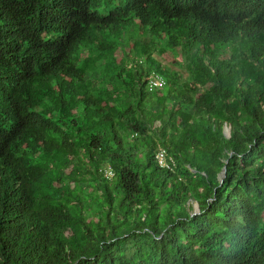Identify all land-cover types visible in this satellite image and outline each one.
Returning a JSON list of instances; mask_svg holds the SVG:
<instances>
[{
	"label": "trees",
	"instance_id": "16d2710c",
	"mask_svg": "<svg viewBox=\"0 0 264 264\" xmlns=\"http://www.w3.org/2000/svg\"><path fill=\"white\" fill-rule=\"evenodd\" d=\"M0 75V264H264V0H0Z\"/></svg>",
	"mask_w": 264,
	"mask_h": 264
},
{
	"label": "clouds",
	"instance_id": "9594fccd",
	"mask_svg": "<svg viewBox=\"0 0 264 264\" xmlns=\"http://www.w3.org/2000/svg\"><path fill=\"white\" fill-rule=\"evenodd\" d=\"M126 4L129 10L135 14V10L138 8V0H126ZM98 11L101 14L99 9ZM112 12L114 13L113 10L111 12H107V16H108L107 18L110 22L111 21L114 22V18L110 14ZM186 15L189 18L195 17L194 13H186ZM129 19H132L133 21L135 19V16L132 15L129 17ZM54 25H61V21H58ZM203 37L206 40L211 41L212 42L211 45L220 46L223 49V51L227 53V55H228V50L230 47L231 48L240 47L239 43L235 42L232 39L224 41L222 34L220 33L211 32V31H203ZM40 41L43 47V52L41 54L43 68H44L45 74L49 82L52 85H55V83L69 84V83L76 82L78 80V75L75 73V69L73 68V66L71 65L69 61L68 46L66 44L59 43L53 40L51 36L49 35V28L41 32ZM118 52H119V49H117V51L115 52V57L117 56ZM164 86H165V78L159 73H152L147 78L146 87H147L148 92H153L157 89L163 88ZM47 102L48 101L46 99L33 101L31 102L32 104L28 108H26L24 111L17 114L18 122L15 125L16 127L15 130L17 132L23 133L22 136L25 137L26 130L38 123L41 117V111L46 105H48ZM51 107L49 108L50 112L49 110L47 112V116L57 117L56 113L52 111ZM155 160L157 163H160V160H163V164L165 163V156H164L163 150L158 149L156 151ZM171 162L173 163L174 161L171 159ZM224 172L225 170L223 169L222 170L223 177H224ZM222 174L220 175L221 178H223Z\"/></svg>",
	"mask_w": 264,
	"mask_h": 264
},
{
	"label": "rangeland",
	"instance_id": "374dc122",
	"mask_svg": "<svg viewBox=\"0 0 264 264\" xmlns=\"http://www.w3.org/2000/svg\"><path fill=\"white\" fill-rule=\"evenodd\" d=\"M128 51V49L126 50ZM121 51L117 53V56H121ZM7 82V79L3 76L0 75V96H10L12 97L13 94L15 93V90H10L6 84ZM173 164V163H172ZM157 165L160 167V168H163V169H166V168H169L171 165H166L165 163L164 164H161V163H157ZM104 175L107 179H111L113 177V173L112 171H104ZM263 219H264V214H263Z\"/></svg>",
	"mask_w": 264,
	"mask_h": 264
},
{
	"label": "built area",
	"instance_id": "2783aa9c",
	"mask_svg": "<svg viewBox=\"0 0 264 264\" xmlns=\"http://www.w3.org/2000/svg\"><path fill=\"white\" fill-rule=\"evenodd\" d=\"M160 163L163 164V160H160Z\"/></svg>",
	"mask_w": 264,
	"mask_h": 264
},
{
	"label": "water",
	"instance_id": "95a60500",
	"mask_svg": "<svg viewBox=\"0 0 264 264\" xmlns=\"http://www.w3.org/2000/svg\"><path fill=\"white\" fill-rule=\"evenodd\" d=\"M222 177H223V174H222Z\"/></svg>",
	"mask_w": 264,
	"mask_h": 264
}]
</instances>
